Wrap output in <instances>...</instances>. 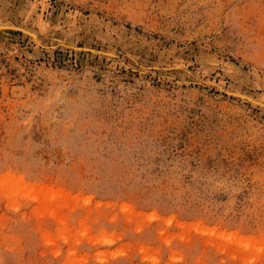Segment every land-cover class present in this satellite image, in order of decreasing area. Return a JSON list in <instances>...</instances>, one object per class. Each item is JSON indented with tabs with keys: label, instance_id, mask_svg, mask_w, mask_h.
I'll return each instance as SVG.
<instances>
[{
	"label": "rangeland",
	"instance_id": "rangeland-1",
	"mask_svg": "<svg viewBox=\"0 0 264 264\" xmlns=\"http://www.w3.org/2000/svg\"><path fill=\"white\" fill-rule=\"evenodd\" d=\"M0 25V264H264V0Z\"/></svg>",
	"mask_w": 264,
	"mask_h": 264
},
{
	"label": "water",
	"instance_id": "water-1",
	"mask_svg": "<svg viewBox=\"0 0 264 264\" xmlns=\"http://www.w3.org/2000/svg\"><path fill=\"white\" fill-rule=\"evenodd\" d=\"M1 28H2V27L0 26V29H1ZM11 28H14V29H17V30H19V31H22V32L27 33L26 30H24V29H20V28H18V27H11ZM89 51H91V52H93V53H95V54H97V55H100V54H101V52L96 51V50H92V49H89Z\"/></svg>",
	"mask_w": 264,
	"mask_h": 264
},
{
	"label": "bare ground",
	"instance_id": "bare-ground-1",
	"mask_svg": "<svg viewBox=\"0 0 264 264\" xmlns=\"http://www.w3.org/2000/svg\"><path fill=\"white\" fill-rule=\"evenodd\" d=\"M0 26H1V25H0ZM1 27H3V26H1ZM26 32H27L28 34H30L32 37H34V36L31 34V33L35 34L34 32H31V31H30L31 33H29L28 31H26ZM30 35H29V36H30ZM35 37L38 39V37H37L36 34H35ZM232 94H233V93H232ZM236 95H237V94H236Z\"/></svg>",
	"mask_w": 264,
	"mask_h": 264
}]
</instances>
